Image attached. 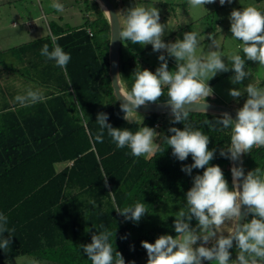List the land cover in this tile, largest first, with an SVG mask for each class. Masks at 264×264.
<instances>
[{
    "label": "trees",
    "instance_id": "obj_1",
    "mask_svg": "<svg viewBox=\"0 0 264 264\" xmlns=\"http://www.w3.org/2000/svg\"><path fill=\"white\" fill-rule=\"evenodd\" d=\"M86 1L88 14L83 24L50 23L51 34L71 56L66 68L41 55L45 44L52 49L49 34L10 48L7 59H0L3 71L10 74V61L19 63L20 70L5 76V83L0 79V213L8 217L7 227L14 229L10 247L0 249V261L33 254L60 264H91L80 246L91 243L94 233L107 229L113 233V255L119 251L125 264L139 263L147 254L142 241L154 243L161 235L175 237V217L186 210V193L194 176L204 171L193 169L188 174L181 170L194 161L191 155L179 161L166 143L170 127L183 129L182 123L171 122V114L141 113L140 120L123 119L109 70V21L97 0ZM148 50H153L151 45L138 51L122 41L120 73L126 90L131 89L136 72H155L160 66L144 59ZM19 83L22 92L16 89ZM29 87L39 89L45 100L20 106L14 98ZM167 99L165 88L158 101ZM245 100L242 95L231 106L241 108ZM98 113H107L113 127L133 133L144 126L155 128L159 133L155 142L161 150L151 157H134L128 147L117 148L106 130L103 142H98ZM219 116L190 112L184 123L210 137L209 150L216 149L210 164L221 167L231 187V160L220 155L222 148L230 147L231 128L216 124ZM243 163L246 174L255 168L264 172V147L243 154ZM137 202L147 209L138 222L116 212ZM157 210L161 211L155 220L134 235V229ZM196 224L193 218L190 225ZM229 251L231 259H236V247Z\"/></svg>",
    "mask_w": 264,
    "mask_h": 264
},
{
    "label": "clouds",
    "instance_id": "obj_2",
    "mask_svg": "<svg viewBox=\"0 0 264 264\" xmlns=\"http://www.w3.org/2000/svg\"><path fill=\"white\" fill-rule=\"evenodd\" d=\"M215 2L187 0L192 8ZM226 2L230 4L232 0H219L220 5ZM51 7L57 12L65 10L59 0H54ZM104 12L110 19L113 17L109 11ZM115 16L118 20V40L141 46L151 45L154 52L163 50L176 61L175 71H170L165 55H159L161 63L156 71L143 69L136 72L130 90L122 85L121 75H116L115 85H118L119 95L116 87L115 90L117 97L123 101L120 104L123 119L131 122L141 106L156 103L167 88L166 104L170 107L173 118L171 122L182 123L183 129L170 127L168 131L171 135L165 137L166 143L179 161L191 155L194 162L185 165L182 171L191 174L193 169H204L202 175L194 176L193 185L186 193V210H180L175 217V237L161 235L154 243L141 242L147 252V264H202V260L215 264H264V172L255 168L245 174L242 166L234 165L231 168L230 187L221 167L210 164L216 151L209 150L210 137L184 123L191 112L188 106L198 105L199 110L207 113V98L214 94L208 81L217 73L232 70L234 75L230 78L231 83L239 84L250 76V72L245 70V58L264 67V11L255 6L231 11V37L240 42L238 47L243 57L233 52L227 57L230 62L228 64L222 59L223 54L218 50L219 44L214 33L209 34L208 39L211 40L210 47L217 50H210L206 56L197 55L199 34L195 31L184 33L182 40L165 43L162 37L166 25L160 23V11L155 6H132L125 10L122 22L119 20L120 12ZM49 35L52 49L50 51L49 45L45 44L41 55L54 60L58 67L66 68L71 59L70 54L57 43L55 35ZM244 93H247V99L236 110L235 120L228 112L221 113L215 119V123L223 128H231L230 147L226 151L222 148L220 155L232 161L239 160L253 147H264V87L248 83L243 89L229 90L233 98H239ZM14 99L20 106L26 107L43 102L45 96L39 89L29 87L24 94H18ZM108 119L107 113L97 114L99 132L95 139L98 142H103L106 130L117 148L128 147L134 157H151L161 150L154 142L159 135L155 129L144 126L133 133L127 128L113 127ZM204 123L210 121L205 120ZM104 179L107 184V176ZM116 212L126 220L138 222L147 209L143 203L137 202L122 210L117 208ZM249 216L251 219H248ZM193 218L197 221L195 227L190 225ZM7 225L8 217L0 213V249H7L11 244L14 229H9ZM5 232L10 234L8 238H4ZM112 235V232L105 229L98 234L94 233L91 243L80 246L91 264H125L119 251L113 255L110 243ZM233 241L237 250L234 260L229 251ZM209 243L211 246H206Z\"/></svg>",
    "mask_w": 264,
    "mask_h": 264
},
{
    "label": "rangeland",
    "instance_id": "obj_3",
    "mask_svg": "<svg viewBox=\"0 0 264 264\" xmlns=\"http://www.w3.org/2000/svg\"><path fill=\"white\" fill-rule=\"evenodd\" d=\"M116 6L118 12H120V20L123 21L124 12L126 9L136 6V5H150L155 6L160 11V23L166 25L165 35L162 39H166L165 43L175 42L177 39L182 40L183 34L190 31L197 32L198 35V47L197 55H207L210 50L211 40L208 39L209 34L214 33L219 44V51L223 54V60L226 64L230 63L227 59L228 55L233 52H238L243 57L242 51L239 50L240 42L233 39L232 33L230 32V13L233 9H242L247 6H255L261 11H264V1L257 2L255 0H232V3H225L220 5L219 0L215 3L206 4L200 7L192 8L188 5L187 0H111ZM54 0H25L20 1L11 8L9 14L1 13L0 20L5 18L4 23L13 24L15 22L14 30L8 26L4 30L6 34L5 41L9 42L7 45L0 46L1 51H7L8 48H13L20 42L33 39L44 33H51L49 29V22L57 23H68L72 25H81L85 22L87 18L85 15L87 13L86 7H88V1L86 0H59L60 3L64 5V12H57L51 7ZM90 12V10H88ZM34 18V23L39 26L38 30L31 29L27 25V20ZM187 20V23H185ZM15 31L18 34L17 38L9 40L7 34L10 35ZM46 34V35H47ZM8 38V40H6ZM27 43V42H26ZM130 45L136 50L144 49L149 46H141L139 44H132L129 41H124V46ZM10 46V47H9ZM12 46V47H11ZM19 46V45H17ZM164 54L170 71H175L176 61L173 57H169L166 52L161 50V52H154L153 50H148L144 54V59L151 64L161 63L158 57ZM0 58L5 59V56ZM7 59V58H6ZM13 65L12 70H9L11 75L19 74L20 70L18 64L14 61H10ZM246 68L245 70L250 72V76L246 77L242 83L232 84L230 78L234 75L232 70L228 72H219L214 78H218L214 84L210 85L213 89V96L207 98L209 101H217L220 104L232 105L233 98L229 95V90L243 89L248 85V83H257L259 87H264V67L258 65V62L248 61L245 58ZM8 66V63L6 64ZM230 66V64H229ZM3 67V65L1 66ZM8 72L3 71L0 68V79L5 83V76L10 75ZM212 78V79H214ZM211 79V80H212ZM210 81V80H209ZM208 81V83H209ZM13 89V87H11ZM19 92L23 91L22 85L19 83L16 87ZM244 98L247 99V93H244ZM135 117H142L141 113L135 115ZM155 129V128H153ZM157 132V130L155 129ZM155 142V141H154ZM156 143V142H155ZM161 210H157L150 214L145 220H143L133 231L134 235H139L147 226L156 218V215L160 213ZM248 219H251L249 216ZM194 225L193 227H195ZM227 235V232L224 233ZM199 243V242H198ZM211 246L210 243L209 245ZM0 264H60L56 261L40 260L36 258L33 254L20 255L11 259L0 261ZM133 264H147V254H145L139 263ZM215 264V262L213 263Z\"/></svg>",
    "mask_w": 264,
    "mask_h": 264
},
{
    "label": "water",
    "instance_id": "obj_4",
    "mask_svg": "<svg viewBox=\"0 0 264 264\" xmlns=\"http://www.w3.org/2000/svg\"><path fill=\"white\" fill-rule=\"evenodd\" d=\"M101 6H103V10H107L110 13H112L113 17L110 19L108 16V21L110 25V45H109V70H110V76H111V83L113 86L114 94L116 98L119 100L120 103H122V98L117 97L119 95V89L118 85H115V78L117 74H120V57H121V47H122V42L118 40V20L116 19V13L118 12L116 6L113 4L111 0H97ZM120 20V16H119ZM121 22V20H120ZM114 35V41L112 42V37ZM121 79V77H120ZM122 82V81H121ZM123 85V84H122ZM117 89V95H116V90ZM208 103V108L207 112H213V113H223V112H228L233 119L235 120L236 118V108L230 105L226 104H220L214 101H209L207 100ZM189 110L191 112H203L200 109V106L198 105H191L188 106ZM139 113H145V114H150V113H168L171 114L170 107L166 104V101H157L156 103H148L144 106H141L138 110ZM242 166L243 170L246 174L245 168H244V163H243V155L240 157L239 160L237 161H232L231 160V167L233 166ZM244 209V206H242V211ZM241 223L243 220L240 221ZM235 246V241H233V247ZM232 247V248H233ZM209 262L207 260H202V264Z\"/></svg>",
    "mask_w": 264,
    "mask_h": 264
},
{
    "label": "crops",
    "instance_id": "obj_5",
    "mask_svg": "<svg viewBox=\"0 0 264 264\" xmlns=\"http://www.w3.org/2000/svg\"><path fill=\"white\" fill-rule=\"evenodd\" d=\"M20 1H25V0H0V14L1 13H7V14H9V12H10V10H11V8H13V6H16V4L18 3V2H20ZM88 14V12L86 13V15ZM4 20H6L5 18H3L2 20H0V46H2V45H7V44H9V42H6L5 41V37H6V34H4V30H6V29H8L7 27L8 26H10L11 28H13L14 30H16L15 28H14V24H15V22L13 23V24H10L11 22H8V24H6V23H4ZM27 25L28 26H30L31 27V29H33V30H38L39 29V26L36 24V23H34V18H30V19H28L27 20ZM50 23L51 22H49V29H50ZM50 31H51V29H50ZM13 33L12 34H10V35H8L7 34V37L8 38H10L9 40H11V39H13L14 37H16L17 38V36H18V34L17 33H15V31H12ZM48 33V32H47ZM47 33H44V34H42V35H40V36H37V37H35V38H33V39H30V40H26V41H24V43H28V42H30V41H33V40H35V39H38V38H40V37H43V36H45ZM8 38L6 39V40H8ZM17 45H23V42H20V43H18V44H16V45H13V46H17ZM10 47V46H9ZM12 47V46H11ZM9 49L10 48H8L7 49V51H1L0 52V57L1 56H6V55H9V53H10V51H9ZM1 60H2V58H0ZM24 90V89H23ZM141 119V117H134L133 118V120H140ZM62 166V164H58V167H61ZM49 261H52V260H49Z\"/></svg>",
    "mask_w": 264,
    "mask_h": 264
},
{
    "label": "built area",
    "instance_id": "obj_6",
    "mask_svg": "<svg viewBox=\"0 0 264 264\" xmlns=\"http://www.w3.org/2000/svg\"><path fill=\"white\" fill-rule=\"evenodd\" d=\"M88 32L90 33V35H93V32L90 28H88Z\"/></svg>",
    "mask_w": 264,
    "mask_h": 264
}]
</instances>
